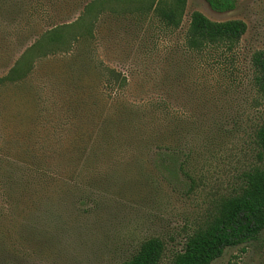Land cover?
Returning <instances> with one entry per match:
<instances>
[{"label": "rangeland", "instance_id": "374dc122", "mask_svg": "<svg viewBox=\"0 0 264 264\" xmlns=\"http://www.w3.org/2000/svg\"><path fill=\"white\" fill-rule=\"evenodd\" d=\"M92 1L0 0V79L19 70L0 85V264H122L151 238L171 264L260 165L251 60L264 51V0L228 13L187 0L174 32L106 0L68 32L91 27L87 45L27 53ZM194 12L247 31L230 53L190 52ZM212 264H264V231Z\"/></svg>", "mask_w": 264, "mask_h": 264}, {"label": "trees", "instance_id": "16d2710c", "mask_svg": "<svg viewBox=\"0 0 264 264\" xmlns=\"http://www.w3.org/2000/svg\"><path fill=\"white\" fill-rule=\"evenodd\" d=\"M106 0H93L87 4L78 21L63 26H55L42 34L41 38L27 51L46 50L54 53L57 50H73L75 44H88L91 37V27H85L82 33L70 35V29L80 27L85 18L102 14ZM133 2V8L128 9L133 15L154 17L167 31H177L181 28L185 15L187 0H124ZM210 8L217 13L232 12L237 7V0H205ZM121 5L120 0L114 1ZM80 23V24H79ZM247 31V25L238 20L214 22L200 12H194L185 35V45L188 51L204 53L219 50L230 53L238 45ZM70 36V37H69ZM87 40V41H86ZM86 41V42H85ZM45 50V49H44ZM26 53V54H27ZM254 85L257 91L264 95V51L252 56ZM111 82L119 80L114 70L109 69ZM115 76V77H114ZM19 77L17 67L11 69L9 76L0 79V85L11 82ZM126 82V79H123ZM112 84V83H111ZM259 161L258 166L243 174V185L240 190L228 197L222 198L216 205L214 213L206 223L189 237L182 252L177 253L171 264H212L222 257L228 248L237 247L255 241L264 231V124L255 134ZM179 165V155L172 158L164 155V162ZM180 167V165H179ZM165 255V244L159 238H151L143 242L138 251L122 264H161Z\"/></svg>", "mask_w": 264, "mask_h": 264}]
</instances>
